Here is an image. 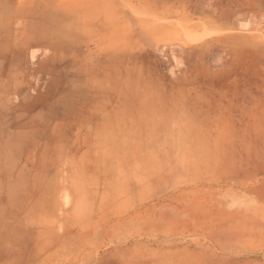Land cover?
Listing matches in <instances>:
<instances>
[{
    "label": "crops",
    "instance_id": "obj_1",
    "mask_svg": "<svg viewBox=\"0 0 264 264\" xmlns=\"http://www.w3.org/2000/svg\"><path fill=\"white\" fill-rule=\"evenodd\" d=\"M249 156L264 0H0V264H246Z\"/></svg>",
    "mask_w": 264,
    "mask_h": 264
},
{
    "label": "rangeland",
    "instance_id": "obj_2",
    "mask_svg": "<svg viewBox=\"0 0 264 264\" xmlns=\"http://www.w3.org/2000/svg\"><path fill=\"white\" fill-rule=\"evenodd\" d=\"M249 157L256 158L253 161L255 163H264V156ZM258 173L261 172L249 169L239 172L240 175L237 178L241 180L253 179L257 177ZM253 225H255L254 228L246 227V231H254V233L226 236L227 241L224 240L225 236H219V243L233 250L231 257L245 259L246 264H264V218L254 220Z\"/></svg>",
    "mask_w": 264,
    "mask_h": 264
}]
</instances>
